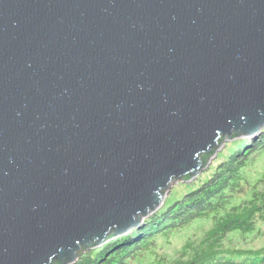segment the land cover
<instances>
[{"label":"water","instance_id":"obj_1","mask_svg":"<svg viewBox=\"0 0 264 264\" xmlns=\"http://www.w3.org/2000/svg\"><path fill=\"white\" fill-rule=\"evenodd\" d=\"M264 127V0H0V264H75Z\"/></svg>","mask_w":264,"mask_h":264},{"label":"trees","instance_id":"obj_2","mask_svg":"<svg viewBox=\"0 0 264 264\" xmlns=\"http://www.w3.org/2000/svg\"><path fill=\"white\" fill-rule=\"evenodd\" d=\"M264 127L228 140L201 175L175 186L138 228L84 252L75 264H264ZM210 228L173 254L161 242L200 221ZM167 249V248H166Z\"/></svg>","mask_w":264,"mask_h":264},{"label":"rangeland","instance_id":"obj_3","mask_svg":"<svg viewBox=\"0 0 264 264\" xmlns=\"http://www.w3.org/2000/svg\"><path fill=\"white\" fill-rule=\"evenodd\" d=\"M227 141H228V140L225 141L223 147L225 146V144H226ZM219 151H220V150H219ZM219 151H218L217 155H216L212 160H214V159L218 156ZM260 167H261V168L264 167V160H262V161L259 163V165L257 166V168H260ZM203 172H204V171H203ZM203 172H202V173H203ZM202 173H201V174H202ZM201 174H199V175H201ZM197 177H198V176H197ZM184 183H185V181H181V182H179V183H176V184L172 187L171 191L173 190V188H174L175 186H180V185H182V184H184ZM171 191H170V193L167 195L166 199H167L168 196L171 194ZM166 199H165V200H166ZM144 222H145V221H144ZM209 228H210V223H209V221H203V220H202V221L196 223L191 229L186 230V231H184L183 233H180V234H178V235L172 237V238L170 239V241H164V242H161V245L165 246L167 249H166V248H164V249L162 248V249L160 250V252H165V251H167V252H170V253L173 254L174 251H177V249H179L181 246L184 245L185 241H186L188 238H190V237H195V236H197V235H202V234L205 233V231H207Z\"/></svg>","mask_w":264,"mask_h":264},{"label":"bare ground","instance_id":"obj_4","mask_svg":"<svg viewBox=\"0 0 264 264\" xmlns=\"http://www.w3.org/2000/svg\"><path fill=\"white\" fill-rule=\"evenodd\" d=\"M165 203V202H164ZM135 229V228H134Z\"/></svg>","mask_w":264,"mask_h":264}]
</instances>
